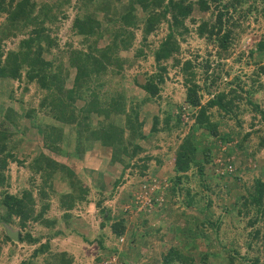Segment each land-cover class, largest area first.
<instances>
[{
	"label": "trees",
	"instance_id": "1",
	"mask_svg": "<svg viewBox=\"0 0 264 264\" xmlns=\"http://www.w3.org/2000/svg\"><path fill=\"white\" fill-rule=\"evenodd\" d=\"M119 1L0 0V84L2 82L3 86L0 90L11 92V82L16 81L23 84L24 91L28 87L40 91L42 94L39 107L46 108L55 120L73 125V132H70L72 141L68 144L67 140L65 141L66 149L54 146L60 138L55 134L51 137L50 130L44 131V141H53L51 145L55 147V152L60 154L64 152L63 154L73 158V161H76L86 148L94 147L95 142H98L102 150L108 147L112 150V162H122L119 158V154L122 153L129 158L139 155L143 151L140 142L158 136L160 138V133L163 132L164 134L171 131L179 132L181 105L185 104L193 110L189 132L182 136L173 150L167 146L165 153L151 157L142 156L139 159L140 163L137 161L130 163V167L138 168L134 173L135 177L141 184H147L146 178L160 167L161 160L170 155L173 157L171 165L173 175L166 179L170 185L167 193L172 197L183 190V200L180 201L182 206L176 212V215L184 220L183 236L203 237L204 240H208L210 233H213L220 246L215 253L205 251L200 254L199 259L203 264H264V172L263 178L253 177L250 185L245 186V194L238 195L232 202L236 214L242 215L238 216L239 220L243 216H248L244 225L245 229L248 228L245 246L247 249L254 247L252 254H248L249 250L241 254L237 248L229 249L223 244V236L229 231L227 228L222 229V225L225 224L226 208H223V214L214 216L209 211L210 198L207 197L204 203L197 207V212L202 214V218L186 214L185 208L188 205H197L198 199L195 198V192L183 185L182 180L194 174L199 179H203L204 168L214 165L211 153L214 143L197 144L192 137L193 132H200L204 137L218 136L222 142L237 136L239 138L236 142L237 149L241 150L243 155L248 154L253 158L258 149L264 146V104H260V100L250 99V96L258 93L264 101V84L257 82L246 91H242L240 87L243 92L241 95L235 91L234 86H230L226 92L211 93L205 83L214 82L220 75V70L216 73L212 71L210 77L207 71L209 68L218 67L217 59L228 54L227 49L236 36L232 30L240 25L234 20L233 14L246 16L243 10L253 6L254 0L223 2L222 0H122L121 3ZM244 4H247V7L242 8ZM70 5L75 8V13L70 21L69 30L71 35L78 37V41L75 44L68 41L60 46L57 38L51 35L53 31L51 27L58 22L59 15L66 17L61 9ZM194 6L208 16L206 18L202 16L200 20L190 19V24L197 22V25L189 28L184 24V20L189 17ZM138 8L142 15L137 14ZM162 21L166 23L168 30L158 44L148 52L152 56L153 70L149 73L143 72L141 82L135 75L131 77V82L143 91V95L138 97L124 86L118 89L112 88L116 87L110 85L112 77L116 75L122 77L123 70L129 68L136 59L146 58L147 53L143 49L146 37L156 31ZM136 30H140L142 34V43L137 46L134 45ZM191 30L198 38H202L205 44L212 46V48L206 47L205 57L199 61L202 55L197 50L188 57L177 55L181 54L177 37L182 40V34ZM15 37L18 39L14 48H5L6 40ZM103 40L106 43L100 46ZM52 49L56 51L51 53ZM122 51L130 52L131 56L121 55ZM258 51H263L264 57V39L257 41L255 48L248 54L252 55V52ZM48 54L50 56H47ZM167 60L170 62L167 63ZM213 62L215 63L212 64ZM172 67L182 76L183 100L180 104L169 103L163 110H158V113L160 111L163 114L162 118L157 114L152 115L148 132L144 133V118H139V111L149 102L158 101L164 80L168 77L167 70ZM69 69L73 71L72 77L69 86H65V81L70 75ZM257 72V75L264 76V64L258 66ZM198 73H201L202 84L196 81ZM255 80L253 79L252 83ZM104 85L106 88L102 89ZM203 94L208 95L204 102L201 100ZM243 97L245 101L241 102ZM80 101L82 106H77V102ZM175 107L178 108V112L173 114L170 110ZM237 109L251 111L253 118L249 121L250 129L257 125L255 122L259 125L254 130L245 131L238 124V128H229V132L218 135L217 127L220 122L218 118H236L237 123L241 119V113H237ZM2 111L0 105V259H3L4 263H9L11 256L15 255L20 257L18 264H69L70 258L62 252H51L49 249L50 235L58 233L59 230L51 232L48 227L58 219L44 216L49 205L44 199L49 193L55 194L57 210L60 211L58 216L73 218L76 216V204H79L77 200L84 199L86 191L83 189L84 185L80 183L71 168L57 162L46 153L38 152L29 157L30 161L26 164L23 158L15 159V155L11 152L12 145L7 140H10L11 136L9 128L16 129L18 126L17 114L11 105L7 106L3 113ZM92 117L100 118L93 129L88 127ZM115 117L119 119L113 120ZM35 120L39 122V118ZM251 133L255 134V142L251 150L246 153L245 149ZM232 157L228 153L226 160H223L225 165L227 162L230 164ZM9 161L24 165L26 168L23 176H17L16 180L19 182L11 191V177L7 173ZM126 166L129 167V162L123 164V169ZM150 167L153 168L152 172L149 170ZM219 171L220 177L239 178L237 173L232 175L227 169H219ZM97 175H102V172ZM55 178H59L64 183L66 190L53 189ZM117 181L115 180V186ZM94 185L98 192L102 189L100 183ZM203 186L209 188L207 185ZM100 201L101 199L97 200V206ZM101 210L107 212L105 208ZM108 220H111L109 229L99 232L94 238L98 248L102 250V254L96 257L97 261L109 252L106 251L107 249H115V247L108 248V245L104 246V241L107 239L110 243L116 242L125 233V223L122 219L115 217L110 219L109 216H105V221ZM102 223V221L99 223L100 226L103 225ZM5 225L17 230L16 241L5 233ZM208 241H205V244ZM232 241L236 243L235 238ZM4 246L6 251L2 256ZM173 262L194 264L193 258L184 254L179 246H171L161 254V264H174Z\"/></svg>",
	"mask_w": 264,
	"mask_h": 264
},
{
	"label": "rangeland",
	"instance_id": "2",
	"mask_svg": "<svg viewBox=\"0 0 264 264\" xmlns=\"http://www.w3.org/2000/svg\"><path fill=\"white\" fill-rule=\"evenodd\" d=\"M121 1L119 2L121 3ZM244 6L247 7V4H244L242 8ZM263 9L264 0H254L253 6L251 5L249 9L245 8L243 10L246 12V16L237 13L233 14L234 20L238 21L240 26H236L232 30L236 36L231 46L227 49L228 54L223 58L217 59L219 64L217 68H209L207 71L210 76L212 71L216 73L220 70V75L217 76L214 82H205L211 93L218 91L226 92L230 86H234L235 91L242 95L243 90H248L250 86H255L257 82L264 84V76L262 74L257 75L258 66L264 64L263 51L252 52V55L248 54L250 50L255 48L257 41L264 39ZM61 10L66 14V17L63 18L58 13V22L55 24L57 28L55 25H52L51 29L53 31L51 35L57 38L60 46L68 41L75 44L78 41V37L71 35L69 30L75 8H72L70 5L62 7ZM139 10L138 8L137 14L142 15V12ZM207 16V13H203L194 6L189 17L184 20V24L189 28H194L197 22L190 24V19L200 20L201 17L206 18ZM167 30L168 28L164 21L159 23L157 30L146 37L145 46L143 47L147 53L146 58L136 59L129 68L123 70L122 77L119 75L112 77L110 85L116 86L112 88L118 89L124 86L130 93L138 97L143 95V91L131 82V77L135 75L137 80L141 82L143 80V72L149 73V71L153 70L152 56L148 52L158 44ZM181 37H183L182 40L180 37H177L181 49V54L177 55L182 57H188V55L193 54L197 50L202 55L198 59L199 61L205 57L204 50L206 47L212 48L210 44H205L202 38H198L192 30L189 33H183ZM17 39L18 37L8 38L5 48H14ZM105 43L104 40L101 41L100 46ZM140 43H142V34L140 30H136L134 45L137 46ZM55 51V49H52L51 53ZM120 54L131 56L130 52L122 51ZM47 56H50V54ZM169 62L170 60H167V63ZM197 70L201 71L199 68ZM69 71L70 75L65 81V86H69L71 81L73 71L72 69H69ZM200 75L201 73H198L196 81L202 84L203 81ZM167 76L159 93L161 97L158 101L149 102V104L143 106L139 111V118H144V133L148 132L152 115L157 114L159 118H162L163 114L160 111L158 113V110H163L167 106L166 104H180L183 100L184 86L181 74L172 67L168 68ZM256 78L258 80H255ZM253 79L255 80L254 83H252ZM11 84V92L5 89L0 90V105L3 111H6V107L11 105L17 114L18 126L16 129L9 128L11 136L10 140H7L12 145L11 152L15 155V159L21 160L23 158V162L26 164L30 161L29 157L38 154V152L46 153L57 160V162L71 168L80 183L84 185L83 189L86 190L84 199L77 200L79 204H76V216L73 218H60L58 216L60 211L57 210V198L55 194L49 193L47 198L44 199V202H49L44 216L47 218L56 217L58 219L51 227H48L51 232L59 230L58 233L50 235L49 249L51 252H62L66 257L70 258L69 264H99L101 261L106 260L110 262L109 264H161V254H164L171 246H179L184 254L193 258L194 264H203L199 259L202 252L215 253L220 249L218 242L214 238L216 236L213 233H210L209 241L204 240L203 237L183 236L182 227L184 226V220L176 215V212L182 206L180 201L183 200V190L178 191L177 196L172 197L167 193L170 185L166 179L173 175L171 171L173 157L171 155L161 160L162 164L157 170L153 171V168H149L153 173L146 178L147 184H141L135 177L134 173L138 171V168L130 167V163L136 161L140 163L139 159L142 156L149 155L151 157L160 155V153L167 151V146H170L171 150L175 148L182 136L190 130L189 126L192 123L193 110H190L188 106L185 104L181 105L179 132L171 131L168 134H164L163 132L160 133V138L158 136L155 139L140 142L143 151L137 156L129 158L128 155L122 153L119 154L122 162H112V150L109 147L102 150L98 146V142H95L94 147L86 148L76 161H73V158L64 155V152L60 154L54 150L57 146L66 149V142L67 144L71 143L70 132H73V125L61 123L57 119L55 120L50 116L46 108H44V112L43 106L39 107L38 104L42 94L40 91H36L33 87H28L24 91L23 84L16 81H12ZM104 86L102 89L106 88V85ZM1 87H3L2 82L0 84ZM207 98L208 95L203 94L202 102ZM250 99L254 101L260 100V104H264L261 94H253L250 96ZM242 101H245L244 97ZM77 106H82V102H77ZM170 112L175 114L178 112V108H172ZM238 112L241 113V119L237 123L236 118H218L220 121L217 127L218 135L227 133L235 127L238 128V124L245 131L254 130L259 125L255 122L257 125L253 129H250L249 121H252L253 118L251 111L237 109ZM35 118H39V122ZM99 119L92 117L88 127L91 129L96 127ZM114 119L117 121L119 118L115 117ZM39 124L42 125L40 126ZM46 130L51 131L50 136L55 134V136L60 138L57 144L54 145L55 147L51 145L53 141H44L43 136ZM191 134L194 141L199 145L214 143L211 150L213 162L219 159L220 163H223L228 153L230 156L232 155L233 157L230 159V173L232 175L237 173L239 178L220 177V171L217 169H226L222 165H220V168H216L215 165H209L204 168L205 175L203 179H199L196 174L190 175L188 179L183 178V185L188 186L192 192H195V198L198 199L197 205H188L185 208L186 214L202 218V214L197 212V207L203 204L207 197L210 198L211 205L209 206V211L214 216L223 214V208H226L225 212L227 213H224L225 224L222 225V229L227 228L229 231L223 236V244L229 249L231 247L237 248L241 254L246 250H249L248 254H252L254 247L252 246V249H247L245 246L248 228L246 227L245 229L244 225L248 216H243L239 220V217L242 215L236 214V210L232 207V202L237 199L238 195L245 194V186L250 185L253 177L259 176L263 178L264 146L258 149L253 158L248 154L243 155L241 150L237 149L236 142L239 139L237 136H233L231 140L222 142L218 136L204 137L197 131ZM54 139L57 140V138ZM254 142L255 134L251 133L250 140L245 149L246 153L251 150ZM128 162L129 167L126 166L123 169V164ZM7 167V173L11 177V191L17 187L16 184L19 182L16 180L17 176H23L22 174H25L26 168L24 165H19L13 161H9ZM100 172H102V175L98 176L97 173ZM115 180H118L116 186L114 185ZM97 182L102 185V189L99 192L93 187ZM216 184L218 185L216 186ZM203 185H207L209 188L206 189ZM52 186L54 190H66V186L59 178H55ZM215 190H219L220 192L216 191V193ZM100 199L101 201L97 206V200L99 201ZM102 208H105L107 212H102ZM105 216H109L110 219L111 217L122 219L125 223V233L121 236L122 240L116 242L110 243L106 239L104 246L107 247L108 245V248L115 247V249H107L106 251L108 252L109 250V252H105L107 254H104L103 258L97 261L96 257L102 254V250L98 248L94 238L99 232L107 231L111 223V220L105 221ZM101 221L103 222L102 226L99 224ZM233 238H235L236 243L232 241ZM205 241H208V243L205 244ZM5 251L6 248L4 246L2 256L5 255ZM26 255H28L27 252ZM112 258L115 261H112ZM19 260V256L12 255L9 263H4L2 262L3 259H0V264H18Z\"/></svg>",
	"mask_w": 264,
	"mask_h": 264
},
{
	"label": "built area",
	"instance_id": "3",
	"mask_svg": "<svg viewBox=\"0 0 264 264\" xmlns=\"http://www.w3.org/2000/svg\"><path fill=\"white\" fill-rule=\"evenodd\" d=\"M214 165L216 166V168H220V165H222V167H226V169L228 170V171H230V164H228V162L226 163V165H225V163L223 162V163H220V161H219V159H217V160H215L214 162ZM221 167V168H222ZM217 170H219V169H217ZM119 240H122V237H120L119 238ZM112 261H115L114 260V258H112ZM110 262L108 261V260H106V261H101L99 264H109Z\"/></svg>",
	"mask_w": 264,
	"mask_h": 264
},
{
	"label": "water",
	"instance_id": "4",
	"mask_svg": "<svg viewBox=\"0 0 264 264\" xmlns=\"http://www.w3.org/2000/svg\"><path fill=\"white\" fill-rule=\"evenodd\" d=\"M5 233L9 236L13 241L17 240V230L10 228L8 225H5Z\"/></svg>",
	"mask_w": 264,
	"mask_h": 264
}]
</instances>
